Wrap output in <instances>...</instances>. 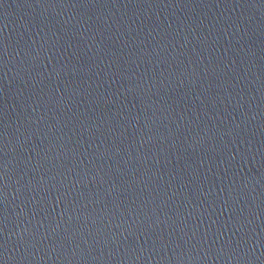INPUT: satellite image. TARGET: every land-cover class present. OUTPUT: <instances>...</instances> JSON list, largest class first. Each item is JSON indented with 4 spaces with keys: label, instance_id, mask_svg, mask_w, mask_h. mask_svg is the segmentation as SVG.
Segmentation results:
<instances>
[{
    "label": "water",
    "instance_id": "95a60500",
    "mask_svg": "<svg viewBox=\"0 0 264 264\" xmlns=\"http://www.w3.org/2000/svg\"><path fill=\"white\" fill-rule=\"evenodd\" d=\"M0 264H264V0H0Z\"/></svg>",
    "mask_w": 264,
    "mask_h": 264
}]
</instances>
